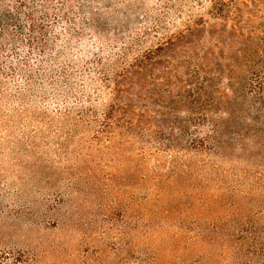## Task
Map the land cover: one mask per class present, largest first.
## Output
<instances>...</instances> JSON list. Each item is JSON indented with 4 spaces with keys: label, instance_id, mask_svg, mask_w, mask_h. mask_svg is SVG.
Instances as JSON below:
<instances>
[{
    "label": "trees",
    "instance_id": "trees-1",
    "mask_svg": "<svg viewBox=\"0 0 264 264\" xmlns=\"http://www.w3.org/2000/svg\"><path fill=\"white\" fill-rule=\"evenodd\" d=\"M90 2L0 0V162L20 168L0 197L51 146L110 148L193 184V245L211 250L194 264H264V0L212 1L170 34L171 11L141 25L129 8L110 35ZM21 215L0 205V223Z\"/></svg>",
    "mask_w": 264,
    "mask_h": 264
},
{
    "label": "rangeland",
    "instance_id": "rangeland-1",
    "mask_svg": "<svg viewBox=\"0 0 264 264\" xmlns=\"http://www.w3.org/2000/svg\"><path fill=\"white\" fill-rule=\"evenodd\" d=\"M93 1L90 6L102 21L108 20L102 29L110 35L113 21L123 22L120 15L129 8L133 22L141 25L156 11H171L166 18L175 25L170 34L190 16L204 15L215 0ZM90 34L83 37L94 40ZM92 43L91 49L99 52ZM44 155L49 159L45 165L32 167L43 174L25 179L18 201L0 197V205L22 213L0 223V264H194L195 257L211 253L193 245V184L165 175L171 167H157V176L151 166L122 169L110 163V148L94 145L51 146ZM19 170L16 163L0 162V190L6 180L20 186L13 175ZM132 170L138 174L127 178Z\"/></svg>",
    "mask_w": 264,
    "mask_h": 264
}]
</instances>
